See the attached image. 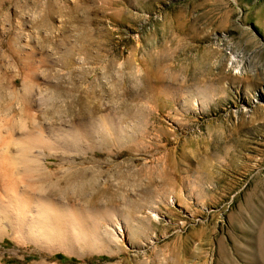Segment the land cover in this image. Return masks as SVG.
Listing matches in <instances>:
<instances>
[{
  "label": "rangeland",
  "instance_id": "1",
  "mask_svg": "<svg viewBox=\"0 0 264 264\" xmlns=\"http://www.w3.org/2000/svg\"><path fill=\"white\" fill-rule=\"evenodd\" d=\"M258 107L264 0H0V264H264Z\"/></svg>",
  "mask_w": 264,
  "mask_h": 264
},
{
  "label": "bare ground",
  "instance_id": "2",
  "mask_svg": "<svg viewBox=\"0 0 264 264\" xmlns=\"http://www.w3.org/2000/svg\"><path fill=\"white\" fill-rule=\"evenodd\" d=\"M261 109H264V108H263V107H258V108H256V109L253 111L254 114H260V113H261ZM238 117H239V116H238ZM2 124H3V123H2ZM12 129H13V128H12ZM24 133H25V132H24ZM35 134H36V133H35ZM20 135H21V134H20ZM27 135H29V134L27 133ZM39 135H40V134H39ZM22 136H23V135H22ZM22 136H21V139H22ZM25 137H26V136H25ZM28 137H29V139H31V140H33V139L36 140V139H37V141H39V139H38L37 137H33V138H32L31 136H28ZM29 139H28V140H29ZM28 140H27V139H24V141H27V142H28ZM34 140H33V141H34ZM7 141H8V140H7ZM7 141H6V143H7ZM11 142H12V141H11ZM21 142L23 143V140H22ZM6 143H5V145H6ZM31 143H33V142H31ZM16 144L19 145V142L16 143ZM25 144H26V145H25ZM25 144H24V145L27 146V143H26V142H25ZM28 144H30V142H28ZM33 144H34V143H33ZM40 144H42V143H40ZM25 146H24V147H25ZM33 146H34V145H33ZM33 146H32V147L30 146L31 149L33 148ZM39 146H40V145H39ZM22 147H23V144H22L21 148H22ZM24 147H23V149H24ZM23 151H24V150H23ZM26 151H27V150H26ZM28 151H29V149H28ZM28 151H27V152H28ZM25 156H26V155H25ZM31 161H32V160H31ZM17 162H18V161H17ZM35 163H36V162H35ZM35 163H34V164H35ZM29 164H30V163H29ZM32 164H33V163H32ZM21 165H22V164H21ZM29 166H30V165H29ZM34 166H35V165H34ZM34 166H32L31 169L34 168ZM36 166H38V165H36ZM36 166H35V167H36ZM37 168H38V167H37ZM40 168H42V167H40ZM40 168H38V169H40ZM31 169H29V170H31ZM29 170H28V171H29ZM28 171H27V172H28ZM33 171H34V170H33ZM31 172H32V171H31ZM31 172L29 171V173H31ZM35 172H37V171H35ZM48 172H49V171H48ZM20 173H21V172H20ZM41 173H42V172H41ZM41 173H40V174H41ZM34 174H36V173H34ZM34 174H33V175H34ZM46 174H47V173H46ZM51 175H52V174H51ZM29 176H30V178H31L32 175H29ZM49 176H50V175H49ZM81 176H83V175H81ZM129 176H130V175H129ZM37 177H38V176H37ZM79 177H80V176H79ZM217 177H218V175H217V176H214L212 173H209V174H207V175H200L198 178H199L200 180H210V179H212V178L217 179ZM35 178H36V177H35ZM41 178H42V176H41ZM44 178H45V177H44ZM46 179H47V178H46ZM49 179H50V178H49ZM30 180H31V179H30ZM55 180H56V179H55ZM38 181H39V180H38ZM94 181H95V180H94ZM29 182H30V181H29ZM34 182H35V181H33V183H34ZM14 183H16V182H14ZM14 183H13V184H14ZM29 184H31V183H29ZM14 185H15V184H14ZM39 185H40V184H39ZM67 185H68V184H67ZM96 185H97V184H96ZM16 186H17V185H16ZM16 186H15V187H16ZM37 187H38V185H37ZM39 187H40V186H39ZM33 188H35V187H33ZM26 189H27V187H26ZM30 189H31V188H30ZM15 190H16V189H15ZM37 190H38V189H37ZM27 193H28V190H27ZM61 193H62V192H61ZM28 194H29V193H28ZM39 194H40V193H39ZM37 195H38V194H37ZM22 196H23V195H22ZM26 196H28V195H26ZM24 197H25V196H24ZM27 199H28V198H27ZM6 206H7V205H6ZM18 207H19V206H18ZM24 207H25V206H24ZM2 211H3V210H2ZM2 215H3V214H2ZM10 220H11V219H10ZM262 250H263V249H262ZM261 255H262L263 258H264V251L262 252ZM261 264H262V263H261Z\"/></svg>",
  "mask_w": 264,
  "mask_h": 264
}]
</instances>
